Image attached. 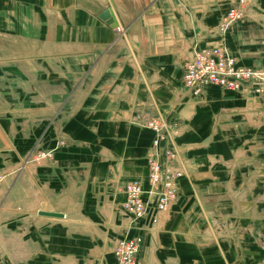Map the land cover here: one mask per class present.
Here are the masks:
<instances>
[{"label":"crops","instance_id":"1","mask_svg":"<svg viewBox=\"0 0 264 264\" xmlns=\"http://www.w3.org/2000/svg\"><path fill=\"white\" fill-rule=\"evenodd\" d=\"M82 1V6L92 3L101 8L91 13L79 6L80 0H0V41L12 39L23 44L21 50L10 52L19 55L21 61L34 59L29 55L37 52L38 45L45 51L40 54L48 51L46 55L56 58L105 50L113 42V32L119 30L99 20L100 13L111 9L119 28H124L130 26L134 13L144 8L142 0ZM154 10V25L148 21L154 26L153 40L148 41L144 34V19L131 26L140 22L141 44L134 42L138 45L135 59L123 60L127 67L112 71L106 91L109 103L97 105L90 94L94 88L89 87L86 101L80 105L85 110L68 120L65 134L74 145L54 150V160L45 163L39 184L32 174L14 184L0 183V264H116L112 247L125 235V187L138 181L147 189L146 156L154 136L133 125L132 116L142 112L154 116L158 108L164 118H171L169 112L184 118V135L174 139L175 167L183 175L177 182V202L156 228L144 231L140 264H203L207 244L218 240L225 245L234 241L239 244L249 228L255 229L257 212L253 204L264 203V193L262 199L255 198L252 166H231L228 180L224 165L230 155L246 152L249 141L257 139L264 144L260 102L251 99L248 92L211 88L206 91L204 106L199 107L179 89L183 64L192 58L194 45L217 46L223 40L216 32L210 36L209 31L214 32L227 10L207 0H156ZM81 11L97 23L98 30L86 44L64 42L70 44L64 54V44L55 40L56 26L64 18L80 23L87 18ZM257 26L244 23L223 41L227 49L231 45L228 50L240 66L264 65V54L253 53L263 48L264 32ZM36 34L41 41L35 39ZM166 56L169 58L163 64ZM239 143L243 144L242 151L237 148ZM248 151L263 152L264 146ZM246 204L252 207H242ZM42 212L61 214L63 218L40 216ZM209 218L234 220L235 230L225 234L229 238L218 237L205 230ZM219 227L217 235L222 234ZM239 230L243 231L239 234ZM135 232L129 231V236Z\"/></svg>","mask_w":264,"mask_h":264},{"label":"rangeland","instance_id":"2","mask_svg":"<svg viewBox=\"0 0 264 264\" xmlns=\"http://www.w3.org/2000/svg\"><path fill=\"white\" fill-rule=\"evenodd\" d=\"M155 1L142 0L141 2L145 5H143L144 8L134 13L131 17L132 22L130 23V26L124 28L118 27L117 30H119V32H113V42H111L110 47L108 46L105 50L97 48L90 51H80V53L72 55H59V57L56 58L53 57L54 55H46L49 53L48 51L44 54H40L45 51L41 45H38L35 47L37 52L29 55L34 59L21 61V58H18L19 55H12L10 52L21 50L23 44H18L12 39H4V41H0V183L3 181L4 183L12 182V184H14L16 181L22 180L23 177L32 174L34 181L39 184L38 180L41 179L42 168L46 165L45 163H52L54 160V150L57 148H68L74 145L65 134L69 127V123L67 122L77 111L85 110V108L81 109L80 105L82 104V101H86L88 88L90 87V90L94 88L93 92L90 94L95 99L97 105L104 106L108 104L109 102L106 100V98H108V96H106V91L108 90L110 77L113 74L112 71H114V69L118 70V68L123 66L127 67L125 66L126 64H123L125 57H128L129 59H135V57H137L135 50H137L138 45H135L134 42L141 44L139 40L142 36L140 33V22H138V26L134 28L131 26L137 23L138 20L144 19V34L147 36L148 41L154 39V26H151L148 21L151 20L154 25V16H156V14H154V11H156L154 10ZM207 1L218 5L224 12L227 10L221 16L214 32L213 29L211 30L212 32L209 31L210 36L213 37L216 32V34H219L223 40L221 39V42L217 46L202 45V47H200L197 44L194 45L193 50H191L192 58L197 52H214L220 49L226 54V59L230 58L234 60L237 69H245L246 71L248 70L251 72H264V65L258 67L238 65L233 53L230 54L232 50H228L231 48V45L228 44L230 46H228L229 48L227 49V46L225 47V43L223 42L228 33V36L231 35V33L233 34L236 27L247 22L258 24L256 29L264 32V0ZM82 2L83 1L80 0L79 6L89 10L91 13H97L101 8L97 4L92 5V3H90V5L82 6ZM235 9L241 13L240 20L235 21L230 28L222 32L223 20L232 10ZM80 13L81 15L88 14L84 11H81ZM64 16H66V13ZM115 21L118 26V21L116 19ZM3 30L6 31L5 28H3ZM97 30V23L88 15L85 20L81 19L78 24L72 23L67 18H64V21L58 22V25L56 26L55 40L61 44L70 41H78L82 44H86L89 39L92 38V33L95 35ZM231 30L233 32H231ZM97 34L100 36L99 32ZM33 35L28 38H31ZM38 35L36 34L35 39L41 41ZM10 36L13 35L10 34ZM97 43L98 45L101 44L99 41H97ZM121 43L123 45H121ZM69 45L70 44L61 45L62 47L64 46V54L66 53V47H69ZM233 46L235 45H232V47ZM120 47L125 49L119 50ZM262 47L263 48H259L253 53L255 55H263L264 41ZM181 48L182 47L179 49ZM234 53L236 54V52ZM236 56L238 57L239 55L236 54ZM168 58L169 57L167 56L163 58V64L167 62ZM189 60L190 59L187 61ZM184 67H182L181 79H179L180 90H184L185 88ZM166 78L173 79V77ZM211 88H218L227 93L241 92L210 86L206 88L205 91H203L204 93L199 97H194L190 90H186L184 93H187L191 101L194 100L193 103L195 102V105L202 107L204 106L202 104H204V100L207 96L206 91ZM245 89L244 93L248 92L251 99L260 98L262 100L261 97L254 96L252 89H247V87H245ZM259 102L261 101L259 100ZM85 104L86 102L84 105ZM158 109L159 111H156L157 113H155L154 116L142 111L141 114L134 113L131 121V123L139 129L150 131L154 135L151 147L146 156L147 171L152 157L159 160V162H162L163 165L169 164L174 170H179L175 167L177 152L174 145L172 146L173 140L171 137L173 136L174 139L178 140L184 135V131H182L184 118L178 119L177 113L176 115H173L172 112V114H170V112L168 114V116L172 115L171 118H164L163 111L160 108ZM259 116H261L260 119L264 124L262 106L259 108ZM159 118L163 119V122L166 125L160 123L162 126L160 130L162 139L159 142V147H156L154 141L157 137V133L155 130H152L150 124L153 122L155 123ZM253 141L254 142L249 141L250 145L247 147L248 150L249 148L255 150L264 146V144L260 141L258 142L257 139ZM174 143L175 140L173 144ZM242 145V143H239V146L237 147L238 150L242 149ZM237 148H233V151L236 152ZM248 150L243 152L242 155H230V157L225 160L226 165H224V169L226 174H224L228 176L229 180L231 178V166L238 164L242 169V165L246 166L245 164L250 163L248 165L252 166V171L254 172L255 177L254 183L256 188L253 190V193L255 194V198L259 199L264 193V151H254L251 153ZM170 153L173 155L175 154L176 157L168 161L167 156ZM253 164H255V166ZM242 174L247 176L244 171H242ZM10 190L11 188L9 187L7 191ZM146 190H148V187ZM177 199L178 188L176 199L171 203L169 209H171L177 202ZM248 205L252 207L251 204L242 205V207L247 208ZM253 206L257 212V219L254 221V228L257 230H252V228H249L247 231L245 230L248 234H245L239 244L234 241L233 244L225 245L224 242H222L223 240L213 242L211 245L207 244V252L205 253L206 262L203 261V264H230V262L238 264H264V220L258 219L259 217H264V203L255 202ZM2 208L4 209L3 206ZM154 215L161 218L164 215V211L154 212ZM160 221L161 220L158 219V223L154 222V228L157 227ZM219 225L222 227L221 235L215 234L216 230L221 229ZM204 226H206L205 230H211L214 235L222 238H229V235L226 236L225 234L235 230L236 227L234 220L229 221L223 219V221L220 222L215 218H209V220L206 219ZM150 227H153V225L145 227L144 231ZM134 231L136 232L133 236H129V234L127 235L125 231V235L122 238L126 239L128 243L131 242L133 246L136 244L132 241L140 238V248H137V252L133 254V264H140V259L144 251L145 236L144 232H139V230ZM242 231L239 230V234ZM122 238L118 240H123ZM214 239L216 238H213L212 241H214ZM115 243L116 241L114 242V245ZM114 245L112 247V254L116 264H118V258L114 255Z\"/></svg>","mask_w":264,"mask_h":264},{"label":"built area","instance_id":"3","mask_svg":"<svg viewBox=\"0 0 264 264\" xmlns=\"http://www.w3.org/2000/svg\"><path fill=\"white\" fill-rule=\"evenodd\" d=\"M240 15L241 13L236 9L232 10L223 20L221 31L227 30L235 21L240 20ZM225 56L226 54L220 49L214 52L201 51L195 53L189 61H185L183 65V67L185 66L184 90H190L194 97H199L210 86L241 92H245V87H247V89H252L254 96L262 98V100L257 99L261 101L260 105L264 115V72L237 69L234 60L226 59ZM159 120L150 124L152 130L157 133L154 141L156 147L162 139L160 123L166 125L163 119L159 118ZM171 138L173 146L174 138L173 136ZM175 157V154L170 153L167 160L170 161ZM148 171V190H144L138 181L126 184V201L123 204V210L126 215L125 231L127 234L131 230L144 232L145 227L154 226V222L158 223V219H160L154 215V212L164 211L166 213V210L176 199V183L182 177V171L174 170L169 164L163 165L154 157L151 158ZM132 242L136 245L133 246L126 239L116 241L114 255L118 258V264H133V254L137 252V248H140L141 240L137 238Z\"/></svg>","mask_w":264,"mask_h":264},{"label":"water","instance_id":"4","mask_svg":"<svg viewBox=\"0 0 264 264\" xmlns=\"http://www.w3.org/2000/svg\"><path fill=\"white\" fill-rule=\"evenodd\" d=\"M99 19L105 22L106 25L117 24L112 10L108 8L102 11V13L99 15ZM39 215L44 216V217L63 218V215L57 214V213H43L42 212V213H39Z\"/></svg>","mask_w":264,"mask_h":264},{"label":"bare ground","instance_id":"5","mask_svg":"<svg viewBox=\"0 0 264 264\" xmlns=\"http://www.w3.org/2000/svg\"><path fill=\"white\" fill-rule=\"evenodd\" d=\"M113 15H114V13H113ZM117 25L116 24H114L113 25V28H118L119 27V25L116 27Z\"/></svg>","mask_w":264,"mask_h":264}]
</instances>
